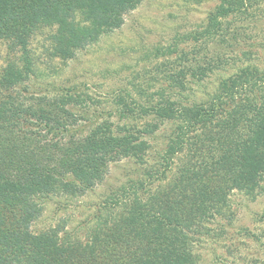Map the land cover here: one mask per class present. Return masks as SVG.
Wrapping results in <instances>:
<instances>
[{"label":"trees","instance_id":"obj_1","mask_svg":"<svg viewBox=\"0 0 264 264\" xmlns=\"http://www.w3.org/2000/svg\"><path fill=\"white\" fill-rule=\"evenodd\" d=\"M141 1L0 0V47L9 55L0 68V264H197L191 245L197 226L225 215L232 192L253 196L264 180V70L257 65L239 67L209 99L190 105L187 77L202 80L223 65L220 55L169 70L158 97L131 103L119 97L114 116L83 132L65 98L20 87L57 74L53 61L63 64L120 28ZM249 5L220 0L192 40L221 46L228 20L246 15ZM39 34L46 64L30 47ZM163 123L172 125L163 152L170 159L157 177L171 173L165 184L152 192L144 180L120 186L114 211L85 242L61 240L57 228L31 229L42 199L83 195L125 158L146 165L149 137ZM153 174L143 172L150 181Z\"/></svg>","mask_w":264,"mask_h":264},{"label":"rangeland","instance_id":"obj_2","mask_svg":"<svg viewBox=\"0 0 264 264\" xmlns=\"http://www.w3.org/2000/svg\"><path fill=\"white\" fill-rule=\"evenodd\" d=\"M249 1L246 15L228 20L225 42L218 47L215 41L195 42L192 35L203 29L220 0H142L125 15L120 28L77 51L63 64L53 61L57 74L31 77L20 87L30 94L65 98L69 110L80 118L78 129L83 132L114 116L117 98L128 103L155 99L158 88L166 84L169 70L176 72L184 65L210 62L218 53L222 66L202 80L187 77L183 94L189 105L205 101L239 67L257 65L264 70V2ZM43 38L45 34L34 37L30 47L46 64ZM156 50L163 51L164 56H158ZM167 51L174 54L168 55ZM182 53L187 57L176 58ZM8 57L2 45L0 68ZM132 113L139 115L136 109ZM171 130L170 123H163L149 137L146 165L125 158L111 163L104 179L83 195L42 199V214L31 229L40 232L57 228L61 240L85 242L96 223L114 211L120 186L144 180L152 183L151 188L145 185L152 192L170 179L171 173L167 172L165 180H157L170 159L163 158V152ZM146 170L154 173L151 181L143 176ZM225 213L204 219L200 224L204 228L197 226L191 243L198 253L197 264H264V180L253 196L232 192Z\"/></svg>","mask_w":264,"mask_h":264}]
</instances>
